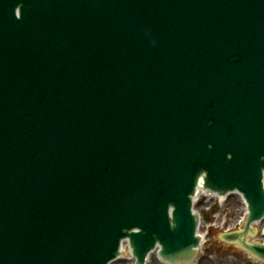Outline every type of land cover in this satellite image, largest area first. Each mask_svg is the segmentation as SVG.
I'll use <instances>...</instances> for the list:
<instances>
[{
	"label": "water",
	"instance_id": "water-1",
	"mask_svg": "<svg viewBox=\"0 0 264 264\" xmlns=\"http://www.w3.org/2000/svg\"><path fill=\"white\" fill-rule=\"evenodd\" d=\"M200 179L264 261V0H0V264L187 261Z\"/></svg>",
	"mask_w": 264,
	"mask_h": 264
},
{
	"label": "rangeland",
	"instance_id": "rangeland-1",
	"mask_svg": "<svg viewBox=\"0 0 264 264\" xmlns=\"http://www.w3.org/2000/svg\"><path fill=\"white\" fill-rule=\"evenodd\" d=\"M242 209V201L237 196L230 195L225 198L219 209L217 208L214 212L208 213L209 218L207 222L211 224L208 226L207 234L204 238L205 242L200 249L199 258L195 264H263L248 257L245 252L237 248L238 246L226 244L219 237L216 238L215 236V229L217 230V234H219L240 225L241 221L239 220L243 213ZM222 219H224L223 225L220 224ZM216 220L217 224H215ZM263 225L264 222L258 225L257 235L248 239L254 241L258 237L263 238L264 235L259 234L260 228ZM202 230L206 231V228L203 227ZM152 257L153 259L150 258L147 264H164L156 260L154 256ZM119 264H124V262Z\"/></svg>",
	"mask_w": 264,
	"mask_h": 264
},
{
	"label": "bare ground",
	"instance_id": "bare-ground-1",
	"mask_svg": "<svg viewBox=\"0 0 264 264\" xmlns=\"http://www.w3.org/2000/svg\"><path fill=\"white\" fill-rule=\"evenodd\" d=\"M199 191H202V189H200ZM224 198H225V197H221L220 199L223 200ZM239 200H241V198H240ZM242 204H243V203H242ZM243 209H244V204H243ZM243 209H242V210H243ZM241 218H242V217H241ZM154 255H155L154 258H157L155 252H154ZM150 258L153 259L152 256H149L148 259H147V262H149ZM156 260H157V259H156ZM130 263L133 264L132 259L130 260Z\"/></svg>",
	"mask_w": 264,
	"mask_h": 264
}]
</instances>
